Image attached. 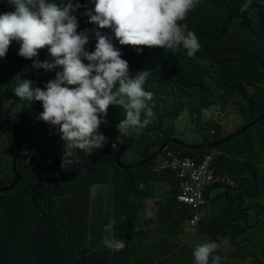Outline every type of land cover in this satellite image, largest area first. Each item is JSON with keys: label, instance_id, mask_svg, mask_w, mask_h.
I'll return each mask as SVG.
<instances>
[{"label": "clouds", "instance_id": "9594fccd", "mask_svg": "<svg viewBox=\"0 0 264 264\" xmlns=\"http://www.w3.org/2000/svg\"><path fill=\"white\" fill-rule=\"evenodd\" d=\"M263 52L264 0H0V256L264 264L249 193L264 160L222 148L264 136V102L227 89L264 85Z\"/></svg>", "mask_w": 264, "mask_h": 264}, {"label": "trees", "instance_id": "16d2710c", "mask_svg": "<svg viewBox=\"0 0 264 264\" xmlns=\"http://www.w3.org/2000/svg\"><path fill=\"white\" fill-rule=\"evenodd\" d=\"M258 55L256 44L249 43V48L247 52L244 54V60L255 57ZM264 56V52H263ZM254 75L250 78L249 83L254 84L259 81L261 76L264 75V58L262 60H256L254 64ZM263 74V75H262ZM161 94L166 95V100H170L174 97V88L172 86L164 85L160 88ZM230 97L233 98L236 102L244 103L245 100L243 97L247 96L250 92L252 94L251 97H248V108L256 111H261L263 108L264 102V85L258 88V91H253V88L248 84L242 81H234L229 83L227 87ZM170 90V92H168ZM244 110V115H245ZM223 150L232 157H235L237 160H245L247 161L251 157H256V151H258V157L261 162L264 160V136L260 127L257 125L254 126L251 130L246 132L240 137L233 139L230 142H227L223 145ZM201 155V153L199 154ZM198 161V160H197ZM228 168L233 171L234 169L230 166ZM240 184L243 187H247L246 183L242 179ZM249 193L252 198L256 201V204L253 206L255 215V222L253 225L256 227H262L261 220L259 218V214L264 215V167L254 164L253 165V179H252V188H249ZM29 210H34V207L31 204H28ZM6 209V201L4 198L0 197V223H2L3 215L2 213ZM183 219L189 216L186 210L180 211ZM6 226L3 225V228ZM3 232L0 231V235ZM3 241H7L3 238ZM25 257L21 249L16 245H12L8 257L0 256V264H14V262H18L19 264H24Z\"/></svg>", "mask_w": 264, "mask_h": 264}, {"label": "rangeland", "instance_id": "374dc122", "mask_svg": "<svg viewBox=\"0 0 264 264\" xmlns=\"http://www.w3.org/2000/svg\"><path fill=\"white\" fill-rule=\"evenodd\" d=\"M235 116L236 115H234V117ZM240 122L241 121L239 120V118H238L237 121L235 119H234V121H232V120L227 121V123L225 124L226 127H227V132H230L231 130H233L236 126L239 125ZM225 190L228 191L230 193V195H233L234 194V192H232V191H230V190H228V189H226L224 187H215V188H212L210 190L209 197L212 199V198H214L215 195L221 194V193L225 192ZM238 201H239V199H238Z\"/></svg>", "mask_w": 264, "mask_h": 264}]
</instances>
